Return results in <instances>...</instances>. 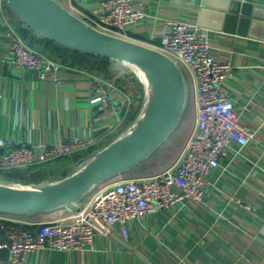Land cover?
<instances>
[{
  "label": "crops",
  "instance_id": "crops-1",
  "mask_svg": "<svg viewBox=\"0 0 264 264\" xmlns=\"http://www.w3.org/2000/svg\"><path fill=\"white\" fill-rule=\"evenodd\" d=\"M58 1L72 12L89 16L101 11L97 0ZM135 3L145 10L148 18L128 28L127 35L148 46L159 43L167 20L198 25L202 8V0H135ZM11 29L22 39L28 32L11 11L0 8L1 139L41 146L60 141L69 143L75 137H92L102 139L103 146L132 121L145 91L135 75L118 79L112 109L105 114L96 113L95 97L90 92L87 76L90 73L114 77L110 64L105 76L71 60L57 73L61 83L39 80L34 72L10 62L8 33ZM207 31L213 55L231 65L225 87L241 124L253 132V139L245 147L233 145L228 150L221 167L209 178L204 206L176 204L130 222L128 239H123L120 227L115 225L111 234H97L92 245L85 249L66 253L38 250L25 256L21 264H145L137 255L150 264H264V42ZM187 110L182 123L162 148L117 179L153 176L170 167L193 130L192 94ZM187 114L188 120L183 125ZM75 157L23 168L22 171L28 172L27 177L10 179L49 182L68 176L81 158ZM236 200L241 204H235ZM6 217L30 227L38 222L66 220L69 213L56 211ZM0 264H11L7 248L0 249Z\"/></svg>",
  "mask_w": 264,
  "mask_h": 264
},
{
  "label": "built area",
  "instance_id": "built-area-1",
  "mask_svg": "<svg viewBox=\"0 0 264 264\" xmlns=\"http://www.w3.org/2000/svg\"><path fill=\"white\" fill-rule=\"evenodd\" d=\"M97 1L101 6L97 15L74 13L103 32L127 38L128 28L148 18L135 0ZM3 7L5 1L0 0V8ZM8 36L9 60L14 66L34 72L39 80L62 82L57 73L63 64L32 48L15 30L11 29ZM210 37L207 30L196 24L167 20L159 43L152 46L182 68L194 102L193 130L174 163L153 176L114 179L102 184L66 220L25 227L0 215V249L9 250L11 264H21L25 256L38 250L66 253L85 249L97 234H111L115 225L120 227L123 239H128L130 222L176 204L204 206L209 178L221 167L228 150L233 145L245 147L253 139V132L241 124L225 87L231 65L213 55ZM87 77L95 97V112L107 113L112 109L118 78L90 73ZM101 146L102 139L92 137L41 146L0 138V171L29 168L74 155L84 157ZM236 203L241 204L240 200Z\"/></svg>",
  "mask_w": 264,
  "mask_h": 264
},
{
  "label": "water",
  "instance_id": "water-1",
  "mask_svg": "<svg viewBox=\"0 0 264 264\" xmlns=\"http://www.w3.org/2000/svg\"><path fill=\"white\" fill-rule=\"evenodd\" d=\"M4 1L6 9L35 37L106 59L114 77L121 80L135 75L145 90L126 128L81 157L68 176L49 182H24L0 175V215L75 213L78 204L97 187L139 166L171 138L188 111L189 81L165 53L103 32L58 0ZM199 17L202 29L264 42V0H202ZM118 242L131 249L122 240Z\"/></svg>",
  "mask_w": 264,
  "mask_h": 264
},
{
  "label": "trees",
  "instance_id": "trees-1",
  "mask_svg": "<svg viewBox=\"0 0 264 264\" xmlns=\"http://www.w3.org/2000/svg\"><path fill=\"white\" fill-rule=\"evenodd\" d=\"M23 37H24L23 38L24 41L27 42L32 48L40 50L42 53H45L48 57H50L51 59L55 60L60 64L67 63L72 60L75 61L76 64L80 63L81 65H84L87 70L89 69V71L95 69L99 74L105 76L108 73L109 61L106 59L90 56V54L85 55L79 52L71 51L53 42L37 39L29 32L24 33ZM188 116L189 115L187 114L183 125L186 124L188 120ZM74 156H76L74 159L78 158V155H74ZM27 174L28 172H24L22 171V169H16L11 171H0V175L6 176L11 179L12 178L16 179L21 177L25 178L27 177Z\"/></svg>",
  "mask_w": 264,
  "mask_h": 264
},
{
  "label": "rangeland",
  "instance_id": "rangeland-1",
  "mask_svg": "<svg viewBox=\"0 0 264 264\" xmlns=\"http://www.w3.org/2000/svg\"><path fill=\"white\" fill-rule=\"evenodd\" d=\"M34 177L39 178V176H34ZM34 177H31V179H34Z\"/></svg>",
  "mask_w": 264,
  "mask_h": 264
}]
</instances>
